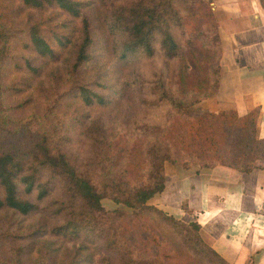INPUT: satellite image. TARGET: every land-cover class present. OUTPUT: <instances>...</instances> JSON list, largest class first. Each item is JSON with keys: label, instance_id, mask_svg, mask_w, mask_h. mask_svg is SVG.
I'll return each mask as SVG.
<instances>
[{"label": "trees", "instance_id": "1", "mask_svg": "<svg viewBox=\"0 0 264 264\" xmlns=\"http://www.w3.org/2000/svg\"><path fill=\"white\" fill-rule=\"evenodd\" d=\"M72 21L75 37L65 33ZM222 54L211 0H0V264H230L197 221L148 203L165 188L166 164L242 174L264 164L259 106L239 115L201 105L218 89ZM111 56L115 76L102 62ZM135 62L153 67L148 78ZM9 64L23 87L47 78L36 100L6 103ZM132 75V130L120 132L102 114L122 103L103 90ZM65 91L73 100H61ZM78 125L86 147L72 152ZM103 198L130 209L151 242L133 240L124 211Z\"/></svg>", "mask_w": 264, "mask_h": 264}, {"label": "crops", "instance_id": "2", "mask_svg": "<svg viewBox=\"0 0 264 264\" xmlns=\"http://www.w3.org/2000/svg\"><path fill=\"white\" fill-rule=\"evenodd\" d=\"M211 6L223 46L212 100L239 115L259 106L257 134L264 136V9L259 0H211ZM176 167L165 165V188L150 202L197 221L203 239L230 264H264V164L249 174L220 164Z\"/></svg>", "mask_w": 264, "mask_h": 264}, {"label": "rangeland", "instance_id": "3", "mask_svg": "<svg viewBox=\"0 0 264 264\" xmlns=\"http://www.w3.org/2000/svg\"><path fill=\"white\" fill-rule=\"evenodd\" d=\"M55 10H56L55 7H48L46 9L45 14H48L49 12H53ZM67 26H68V28L65 29L66 30L65 33H69V35H71L72 37H75L77 34L75 31V29H76L75 21L68 23ZM59 30H62V28L60 26H59ZM66 47L70 48V45L66 46ZM243 56H244V53H243ZM65 57L67 58V62H68L70 60V52L69 51L66 52L64 54V56L62 57V59L60 60V61H63V64L65 63V60H63ZM110 58H111L110 63L108 62L109 58L105 57L102 59V62L106 63L103 66L106 70H109V71L114 69L113 71L110 72L109 76H115L114 72H115L116 68H114L115 65H113V64H116L115 58L112 56ZM243 62H244V59L240 61V63H243ZM154 63L155 64H163V58H162L161 54L157 53V55L154 59ZM40 65H41V63H40ZM131 65L136 66L137 71H142L143 73H145L146 78L149 77L148 70L150 71V69H153V67L151 65H148L145 62H135L134 64H131ZM52 66H60V65L58 62L56 64H52ZM47 68H49V67H44V69H47ZM7 69H8L7 75L9 77L8 80L9 81L12 80V83L10 84L11 89L8 90V92L6 94V103L7 104H14V103L19 104V103L23 102L26 98H28L30 95L32 96V99L36 100V98H38V95L41 94L40 91L38 90L39 87H42L43 89H45L47 86V78L44 77L43 75H41V76H37L36 78H34V80L31 83V84H34L37 86L36 90L34 89L33 86H31V84L28 85L27 87H23V86H21L20 83H14V80H17L21 77L17 73L15 65L9 64ZM128 71H130V69H128ZM126 80H127V77L123 76L122 79H117L115 81H112L114 86L108 90H103L101 88H97L96 86H93V88L96 90H99V91L103 90L104 93L106 94V96H108V97H106L107 99L109 98L110 100L112 99L113 102H115V100H116L117 102L120 101L122 103L121 108L117 111V113L107 115V112L104 111V114H102L103 121L106 124H114V128H116L120 132H124L125 130H132V127L130 126V124L128 127H126V120L125 119L128 116V114H130L133 111V108H134L135 96H134V93L132 90L135 87L134 84L132 83V82H134V76L132 75L131 78H129L127 81ZM121 88H124L126 90V94H125L124 98L122 97V99L119 100L117 97L118 96L117 92H119V90ZM74 92L75 91H73V92L72 91H70V92L65 91V94L63 93L64 95L61 97V100H73L74 97H72V96H74L73 95ZM114 92H116V96L113 95ZM31 105H32L31 102L23 104L21 106V109L20 110L18 109V113L16 111L17 115L21 116V115L26 114L28 112V110L30 109ZM201 105H202V107L206 108L207 110H211V111H213L215 109L224 110V109H221L220 107H218V105L216 104L214 99L213 100L212 99H205L204 101L201 102ZM96 114H99V113H92V116H96ZM147 116H149L150 118H153V112L147 111ZM79 127H80V125H78L76 127V129L72 133H70L72 140L69 143V145H70L72 152H73L74 147L77 149L79 147H82V149H84L86 147V142L83 141L84 136L82 137V134L79 131ZM167 165H171V164H167ZM174 166H177V167H176V169H173V172H174V170H177V172H180L181 171V169H179L180 167L183 169H186V168H184L183 163H178V165H174ZM189 166H196V165L193 163H190ZM169 167H171V166H169ZM176 176H177V174H176ZM148 203L152 204L150 201H148ZM102 204L106 209L120 208L124 211L125 216L128 218V221L130 223V226L132 227V229L135 232V234L131 235V238L133 240L139 239V237H140V238H144L146 240L148 239L147 241L151 242V236L148 234L147 231L144 230L143 227L140 226L142 223L134 221V219L132 218V212L130 209L124 207L123 205H117L107 198L102 199ZM138 230H139V234L137 233ZM140 235H142V236H140Z\"/></svg>", "mask_w": 264, "mask_h": 264}]
</instances>
